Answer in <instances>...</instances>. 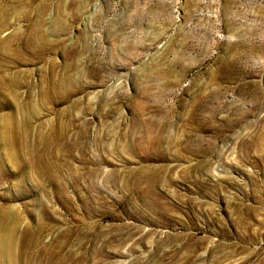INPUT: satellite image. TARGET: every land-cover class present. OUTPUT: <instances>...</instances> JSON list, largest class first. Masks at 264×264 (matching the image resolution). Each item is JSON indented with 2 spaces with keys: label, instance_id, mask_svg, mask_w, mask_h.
<instances>
[{
  "label": "rangeland",
  "instance_id": "374dc122",
  "mask_svg": "<svg viewBox=\"0 0 264 264\" xmlns=\"http://www.w3.org/2000/svg\"><path fill=\"white\" fill-rule=\"evenodd\" d=\"M0 264H264V0H0Z\"/></svg>",
  "mask_w": 264,
  "mask_h": 264
},
{
  "label": "bare ground",
  "instance_id": "6f19581e",
  "mask_svg": "<svg viewBox=\"0 0 264 264\" xmlns=\"http://www.w3.org/2000/svg\"><path fill=\"white\" fill-rule=\"evenodd\" d=\"M4 225V224H3ZM6 226V225H5Z\"/></svg>",
  "mask_w": 264,
  "mask_h": 264
}]
</instances>
